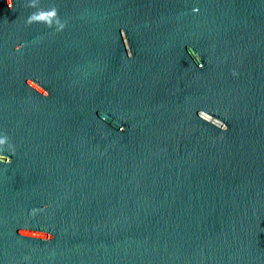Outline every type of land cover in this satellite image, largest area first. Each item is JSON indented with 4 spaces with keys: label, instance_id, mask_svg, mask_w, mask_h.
I'll return each mask as SVG.
<instances>
[{
    "label": "water",
    "instance_id": "1",
    "mask_svg": "<svg viewBox=\"0 0 264 264\" xmlns=\"http://www.w3.org/2000/svg\"><path fill=\"white\" fill-rule=\"evenodd\" d=\"M0 264H264V0H0Z\"/></svg>",
    "mask_w": 264,
    "mask_h": 264
},
{
    "label": "clouds",
    "instance_id": "2",
    "mask_svg": "<svg viewBox=\"0 0 264 264\" xmlns=\"http://www.w3.org/2000/svg\"><path fill=\"white\" fill-rule=\"evenodd\" d=\"M51 15H54V12H52V13H47V14H45V13H41L40 15H31L30 17H29V22H31L32 20H38V19H44L46 16H51Z\"/></svg>",
    "mask_w": 264,
    "mask_h": 264
}]
</instances>
